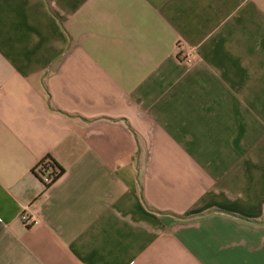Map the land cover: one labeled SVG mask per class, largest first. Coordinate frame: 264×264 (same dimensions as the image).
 <instances>
[{
	"label": "crops",
	"instance_id": "1",
	"mask_svg": "<svg viewBox=\"0 0 264 264\" xmlns=\"http://www.w3.org/2000/svg\"><path fill=\"white\" fill-rule=\"evenodd\" d=\"M0 264H264V0H0Z\"/></svg>",
	"mask_w": 264,
	"mask_h": 264
},
{
	"label": "built area",
	"instance_id": "2",
	"mask_svg": "<svg viewBox=\"0 0 264 264\" xmlns=\"http://www.w3.org/2000/svg\"><path fill=\"white\" fill-rule=\"evenodd\" d=\"M192 54H193V49L187 48V50L184 51L183 55L181 54L180 59L186 63H190ZM39 176H40L41 183H42V186L44 189L46 188V186H48L52 182V180L54 178L52 176L51 171H47L45 174H42ZM19 219H20V222L22 223V225L25 227H30V226L36 225L39 222V219L32 214H28L26 212L25 208L22 209L20 216H19Z\"/></svg>",
	"mask_w": 264,
	"mask_h": 264
},
{
	"label": "trees",
	"instance_id": "3",
	"mask_svg": "<svg viewBox=\"0 0 264 264\" xmlns=\"http://www.w3.org/2000/svg\"><path fill=\"white\" fill-rule=\"evenodd\" d=\"M47 171H51L52 176L54 177L52 182L48 186H50L54 182V180L63 172V170L54 161L50 159H46L42 161L35 168V174L40 181L41 179L39 175L45 174ZM48 186H46V188Z\"/></svg>",
	"mask_w": 264,
	"mask_h": 264
}]
</instances>
